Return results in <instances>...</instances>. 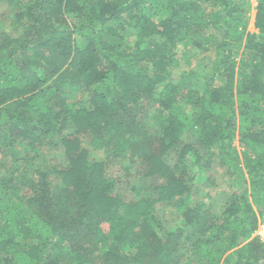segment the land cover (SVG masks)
<instances>
[{
	"label": "trees",
	"instance_id": "1",
	"mask_svg": "<svg viewBox=\"0 0 264 264\" xmlns=\"http://www.w3.org/2000/svg\"><path fill=\"white\" fill-rule=\"evenodd\" d=\"M249 5L0 0V264H264V0L251 25ZM211 48L188 89L181 65ZM72 62L83 95L60 99ZM217 172L218 212L188 203Z\"/></svg>",
	"mask_w": 264,
	"mask_h": 264
},
{
	"label": "rangeland",
	"instance_id": "2",
	"mask_svg": "<svg viewBox=\"0 0 264 264\" xmlns=\"http://www.w3.org/2000/svg\"><path fill=\"white\" fill-rule=\"evenodd\" d=\"M249 2L250 11L247 13L248 18V25H251L252 22V15L253 10H251L256 5V0H236V3H239L241 5H244L245 3ZM11 29V27H10ZM211 31H213L211 29ZM214 32V31H213ZM212 32V33H213ZM215 48H211L208 52L204 54H200L199 56L195 58H191L188 60L187 63L181 65L179 69L180 72H184L186 74V77L188 78V84L187 88L192 90H198L201 91L203 89V86L207 82L210 71L215 68L216 59H215ZM68 67V64L64 67L66 69ZM70 72L67 75H63L67 83V85L63 86L62 91H59L58 95L60 99L65 100H73L74 97H81L83 95V88L79 87L75 83L70 82L72 80L73 75L75 74V69L73 68V62L71 63V66L69 67ZM181 108L187 113H189L191 110L189 107L185 104H180ZM149 122H152V119L149 120ZM235 150L237 153L241 154L243 151V148L238 144L237 140L233 143ZM215 184L210 185H202L200 191L195 195L188 198V203L192 201V204H199L201 206H210V211L218 212L219 207L226 201L228 198V189L226 188V182L222 180L221 176L216 174L215 176ZM217 180V181H216ZM161 212L160 216L162 217L163 222L166 223V227L170 228L173 225H179L176 221V217L178 216L177 211L173 207H164L161 206ZM176 221V223H175ZM173 224V225H172ZM258 228L255 230V232L252 234V237L258 236L259 240L264 241V223H258Z\"/></svg>",
	"mask_w": 264,
	"mask_h": 264
},
{
	"label": "built area",
	"instance_id": "3",
	"mask_svg": "<svg viewBox=\"0 0 264 264\" xmlns=\"http://www.w3.org/2000/svg\"><path fill=\"white\" fill-rule=\"evenodd\" d=\"M258 237V236H257Z\"/></svg>",
	"mask_w": 264,
	"mask_h": 264
},
{
	"label": "clouds",
	"instance_id": "4",
	"mask_svg": "<svg viewBox=\"0 0 264 264\" xmlns=\"http://www.w3.org/2000/svg\"><path fill=\"white\" fill-rule=\"evenodd\" d=\"M259 238V237H258Z\"/></svg>",
	"mask_w": 264,
	"mask_h": 264
}]
</instances>
